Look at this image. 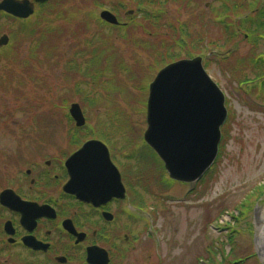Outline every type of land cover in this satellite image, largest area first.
Segmentation results:
<instances>
[{
  "label": "rangeland",
  "instance_id": "obj_1",
  "mask_svg": "<svg viewBox=\"0 0 264 264\" xmlns=\"http://www.w3.org/2000/svg\"><path fill=\"white\" fill-rule=\"evenodd\" d=\"M52 1L56 6V0ZM98 1L66 0L64 7L77 13L75 22L62 23L59 28L52 25L53 37L42 48L38 41L32 46L27 32L13 19L0 14V36L6 33L11 42L14 39L11 47L0 52V188L16 178L23 165L26 167L25 163H19L29 156V151L44 150L48 155L60 156L68 150L69 143L72 150L89 138L68 117L71 103L78 101L88 120L96 125L99 136L109 140L111 135L114 161L132 177L135 196L144 201L138 205L149 208L151 213L147 218L137 210L140 219L134 226L140 241L136 242L134 264H218L222 259L229 262L254 254L264 195L258 202L252 197L248 199L251 209L247 218H238V207L255 186L264 183V96L240 91L237 82L240 78L255 76L256 69L247 67L246 62L264 52V44H254L242 34L235 44L236 52L207 68L227 94L230 114L224 123L228 128L224 150L213 175L204 182L174 181L168 185L162 179L167 172L164 163L142 139L147 127L148 87L145 84L160 62L158 50L164 44L154 46L148 42L153 40L138 39L150 37L142 28L133 33L137 44L122 43L132 30L124 35L99 23ZM222 1L198 0L194 5L202 46L208 41H214L212 46L220 50L232 46L225 41L227 32L225 35L220 23L215 21L223 12ZM233 1L242 5L239 12H253L262 2ZM230 15V18L236 17L232 12ZM134 24L140 25L141 21L136 20ZM153 30L157 35L167 34L164 28ZM98 38L112 45L105 54L98 51V46L105 43L97 41ZM222 44L225 46L219 47ZM8 59L11 65L7 64ZM92 60L98 61L103 79L110 80V77L114 86L118 81L122 90L109 88L110 96L105 100L101 95L103 86H95L91 92L93 100L87 101L85 96L90 85L79 82L78 76L71 80L68 66L72 62L82 68ZM240 61L244 64H238ZM148 65L152 70H148ZM239 68L243 71H238ZM247 86L242 87L246 90ZM75 135H79L77 141ZM127 151L134 153L133 156L124 158L122 152ZM243 264H264V261L259 256H251Z\"/></svg>",
  "mask_w": 264,
  "mask_h": 264
},
{
  "label": "flooded vegetation",
  "instance_id": "obj_2",
  "mask_svg": "<svg viewBox=\"0 0 264 264\" xmlns=\"http://www.w3.org/2000/svg\"><path fill=\"white\" fill-rule=\"evenodd\" d=\"M197 1L100 0L97 6L99 12L107 9L118 17L120 24L117 27L104 22L110 29L124 35L132 30L122 43H136L133 33L142 28L150 37L138 39L153 40L148 42L154 46L164 44L158 50L160 62L153 72L155 75L169 56L173 57L172 61L193 57L199 55L201 47L204 49L214 44V41H208L202 46L199 42L194 18ZM206 7L209 9L208 3ZM225 9L229 12L228 17H231L230 12L234 15L238 10ZM233 18L239 19L240 16ZM136 20L141 24H134ZM153 28H164L167 34L161 32L157 35ZM237 29L234 37L229 38L232 45L242 34L247 38V33ZM99 41L110 44L104 38ZM215 52L214 48L209 50L210 54ZM147 68L152 70L150 65ZM74 138L77 141L78 138ZM99 139L108 145L112 160L121 172L125 195L121 196V185L111 174L101 175L100 184L90 197L85 198L67 189L72 179L67 159L81 145L71 150L72 143H69L68 150L60 156L48 155L44 150L29 151V156L19 163H25L26 167L23 165L16 178L0 188V264H134L136 242L140 241L134 226L140 219L137 210L149 216L150 213L148 208L138 205L144 201L135 196L132 177L114 161L111 135L110 141L106 137ZM122 156L130 157L124 152Z\"/></svg>",
  "mask_w": 264,
  "mask_h": 264
},
{
  "label": "water",
  "instance_id": "obj_3",
  "mask_svg": "<svg viewBox=\"0 0 264 264\" xmlns=\"http://www.w3.org/2000/svg\"><path fill=\"white\" fill-rule=\"evenodd\" d=\"M35 1L47 0H2L0 9L28 17L34 12ZM102 15L117 22L108 11ZM8 41V35L0 37V45ZM225 101V93L206 71L201 56L167 65L151 83L145 140L161 156L172 178L193 182L212 165L219 151L221 127L228 116ZM70 112L78 125L85 123L79 103H73ZM67 165L72 175L67 189L85 198L96 191L102 174L113 175L121 185L119 191L124 192L121 175L108 148L99 140L85 142ZM260 221L255 241L257 253L264 260V210Z\"/></svg>",
  "mask_w": 264,
  "mask_h": 264
},
{
  "label": "trees",
  "instance_id": "obj_4",
  "mask_svg": "<svg viewBox=\"0 0 264 264\" xmlns=\"http://www.w3.org/2000/svg\"><path fill=\"white\" fill-rule=\"evenodd\" d=\"M257 1V0H253ZM67 5L66 0H56V6L53 5V1L49 0L48 2L45 3H39L38 4V13L35 15L34 18L30 19H15L14 22H16L19 26V28L27 32L28 38L30 39V43L33 46L35 44V41H38V46L39 48H42V45L46 44L48 41L51 40L53 37V31L54 27L52 28V25H56V28L60 27V24H66L68 23L71 24L75 22V18L77 16V13L71 10L66 9L64 6ZM221 6L223 7H238L240 6L238 3L232 2L225 0L222 2ZM248 6V3H247ZM248 16L244 19H242V23L245 24L243 29L249 34V41H253L254 44H258L261 40L264 43V2L262 0L261 3H259L258 7H255L253 12H248ZM1 14V13H0ZM1 16V15H0ZM53 23V24H52ZM233 23L230 22V20H225L223 27L225 30L230 34L231 33V25ZM240 25V24H239ZM14 39L12 38V42L7 47H11L13 44ZM87 45L86 47H88ZM4 47V48H7ZM92 47V46H91ZM0 49V52L2 49ZM109 46L107 45H101L98 46V51L99 53L105 54L108 50ZM30 50L32 51L31 47ZM18 59V58H17ZM72 61V60H71ZM74 61V60H73ZM8 65H11L10 59L7 61ZM15 63H18V60L14 61ZM68 66V70L71 71L70 76L71 80H73L74 77L78 76L79 82H84L88 85H90V89L85 96L86 100L91 102L93 100V95L91 92H93V89H95V86H103V89L101 91V95L105 98V100L110 96V93L108 92L109 88L113 87H118V90H122L120 83L117 81L114 86L111 84L110 80H112L110 77V80H104L103 76L101 74V71L99 70L98 66V61L92 60L90 65L86 67H80V65L73 64ZM209 64V62L206 63V66ZM238 64H244L243 61L238 62ZM247 67L256 69L257 73L253 77H248V78H240L238 81H244L248 80L250 78H259L260 81L251 86L248 93L253 94V93H259L262 96H264V58H254V59H249L247 62ZM72 66V67H71ZM29 71H32V69H28ZM238 71H243L242 68H239ZM119 79V78H118ZM115 80V79H114ZM113 83V82H112ZM264 99V98H263ZM102 100V99H101ZM85 104V103H84ZM83 104V105H84ZM85 107V105H84ZM87 108V107H86ZM138 109V108H137ZM119 112L122 111V109H117ZM230 114V112H229ZM68 117L71 118V116L68 114ZM228 120V119H227ZM223 133H222V142L220 144V152L218 155V158L212 168L206 173V175L201 179V182H204L206 178L209 176L211 177L213 175V172L216 169L217 162L219 160L220 155L222 154L224 150V140L228 136V128H227V123L223 126L222 128ZM89 135H92L91 133H87ZM99 133H94L93 135H98ZM224 141V142H223ZM168 185H171V181L167 182ZM264 195V183L260 184L258 186H255L251 193L247 196V200L243 201L238 209L240 210V217L242 218H247L249 216V209H251L250 203L248 204V199L255 198V202H258L261 197ZM247 202V204H245ZM232 239V238H231ZM231 253V252H230ZM225 259L219 260L218 264H232L233 261L229 262H224ZM243 261H239L238 263L235 264H243Z\"/></svg>",
  "mask_w": 264,
  "mask_h": 264
}]
</instances>
